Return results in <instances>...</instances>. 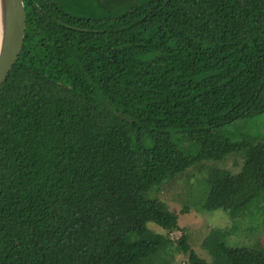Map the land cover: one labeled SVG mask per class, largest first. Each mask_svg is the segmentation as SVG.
I'll return each mask as SVG.
<instances>
[{
  "label": "trees",
  "instance_id": "obj_1",
  "mask_svg": "<svg viewBox=\"0 0 264 264\" xmlns=\"http://www.w3.org/2000/svg\"><path fill=\"white\" fill-rule=\"evenodd\" d=\"M23 5L0 87V264H154L180 228L153 193L231 152L241 169L211 171L201 208L234 216L264 201V135L221 131L264 112V0ZM227 234L202 242L215 264H264L263 246ZM174 246L207 264L185 233Z\"/></svg>",
  "mask_w": 264,
  "mask_h": 264
},
{
  "label": "rangeland",
  "instance_id": "obj_2",
  "mask_svg": "<svg viewBox=\"0 0 264 264\" xmlns=\"http://www.w3.org/2000/svg\"><path fill=\"white\" fill-rule=\"evenodd\" d=\"M221 131L233 141L245 137L262 138L264 112L251 118L226 124ZM187 146H189L188 143ZM244 157V152L243 154L242 152H231L220 160L197 162L176 178L166 181L157 192L153 193L167 205L171 212L177 215L180 230L169 234V237L174 240V245L177 238L185 233L190 248L207 264L215 263L208 251L203 249L202 242L212 229L228 231L225 242L229 246L254 247L260 244L264 247V201L262 199L234 216L229 210L201 208L207 192L204 180L209 173L215 169H225L236 173L241 169ZM147 226L153 232L166 234L165 229L153 222L147 223ZM174 245L161 250L154 264H189L186 256Z\"/></svg>",
  "mask_w": 264,
  "mask_h": 264
},
{
  "label": "water",
  "instance_id": "obj_3",
  "mask_svg": "<svg viewBox=\"0 0 264 264\" xmlns=\"http://www.w3.org/2000/svg\"><path fill=\"white\" fill-rule=\"evenodd\" d=\"M25 30L23 0H0V87L18 58Z\"/></svg>",
  "mask_w": 264,
  "mask_h": 264
}]
</instances>
